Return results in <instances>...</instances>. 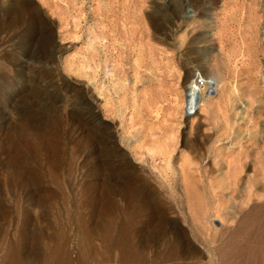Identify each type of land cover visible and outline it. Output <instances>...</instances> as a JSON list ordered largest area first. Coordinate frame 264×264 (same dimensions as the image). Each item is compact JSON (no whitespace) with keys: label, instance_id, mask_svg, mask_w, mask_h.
Returning <instances> with one entry per match:
<instances>
[{"label":"rangeland","instance_id":"rangeland-1","mask_svg":"<svg viewBox=\"0 0 264 264\" xmlns=\"http://www.w3.org/2000/svg\"><path fill=\"white\" fill-rule=\"evenodd\" d=\"M0 264H264V0H0Z\"/></svg>","mask_w":264,"mask_h":264},{"label":"bare ground","instance_id":"bare-ground-1","mask_svg":"<svg viewBox=\"0 0 264 264\" xmlns=\"http://www.w3.org/2000/svg\"><path fill=\"white\" fill-rule=\"evenodd\" d=\"M16 11L20 15L17 18L16 24L23 23V17L25 15H27L30 19H31V16L33 15V10L31 9L30 6H21ZM201 78H202V75L201 74L196 75V76H192L191 77V80L187 84L188 85V87H187V94L189 95L192 92V95H189V98L187 96L188 102H190V99L191 100H194V102L196 104H199L198 105L199 107H200V105L203 103V101L205 99L204 96L201 95V92H199V90L201 88V84L199 83V80Z\"/></svg>","mask_w":264,"mask_h":264},{"label":"built area","instance_id":"built-area-1","mask_svg":"<svg viewBox=\"0 0 264 264\" xmlns=\"http://www.w3.org/2000/svg\"><path fill=\"white\" fill-rule=\"evenodd\" d=\"M201 80H202V79L199 80V83H200L201 85H203V81H201Z\"/></svg>","mask_w":264,"mask_h":264}]
</instances>
